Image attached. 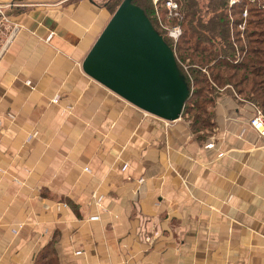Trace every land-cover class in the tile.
Wrapping results in <instances>:
<instances>
[{
    "label": "crops",
    "instance_id": "0c3cea01",
    "mask_svg": "<svg viewBox=\"0 0 264 264\" xmlns=\"http://www.w3.org/2000/svg\"><path fill=\"white\" fill-rule=\"evenodd\" d=\"M0 4V264H264L257 107L165 122L83 71L100 0Z\"/></svg>",
    "mask_w": 264,
    "mask_h": 264
},
{
    "label": "trees",
    "instance_id": "16d2710c",
    "mask_svg": "<svg viewBox=\"0 0 264 264\" xmlns=\"http://www.w3.org/2000/svg\"><path fill=\"white\" fill-rule=\"evenodd\" d=\"M121 1L100 0V4L113 14ZM164 1L159 0L156 5L153 0L133 3L144 10L174 51L190 88L181 115H186L191 129L212 131V107L219 90L253 104L264 114V0H238L233 6L228 5V0H176L181 4L178 11L182 15V32L176 43L161 27L167 26L163 23L164 8H159L160 4L165 5ZM244 9L250 16L246 18V28L240 31L236 25L242 21ZM229 24L234 25L232 37ZM181 62L191 66V77Z\"/></svg>",
    "mask_w": 264,
    "mask_h": 264
},
{
    "label": "water",
    "instance_id": "95a60500",
    "mask_svg": "<svg viewBox=\"0 0 264 264\" xmlns=\"http://www.w3.org/2000/svg\"><path fill=\"white\" fill-rule=\"evenodd\" d=\"M92 79L142 111L174 122L190 88L174 51L133 0H122L82 61Z\"/></svg>",
    "mask_w": 264,
    "mask_h": 264
},
{
    "label": "built area",
    "instance_id": "2783aa9c",
    "mask_svg": "<svg viewBox=\"0 0 264 264\" xmlns=\"http://www.w3.org/2000/svg\"><path fill=\"white\" fill-rule=\"evenodd\" d=\"M154 2L158 0H153ZM238 0H228L229 5H234L237 3ZM165 8L167 10V14L172 17H176L179 15L178 11V3L175 0H165ZM242 15H247V10L244 9L242 12ZM246 20V19H245ZM243 20L240 22L241 29L244 28L246 21ZM9 18L7 14L5 13L4 6L0 4V22L2 24L8 23ZM161 27L165 30L167 36L172 40L173 43L177 42V39L179 38L181 34V28L178 25H171V26H164L161 25ZM17 28V25H12L9 35L11 36L15 29ZM12 117V115H9ZM165 121V120H164ZM168 122V121H165ZM250 125L264 138V114L257 110L254 116L250 120Z\"/></svg>",
    "mask_w": 264,
    "mask_h": 264
},
{
    "label": "rangeland",
    "instance_id": "374dc122",
    "mask_svg": "<svg viewBox=\"0 0 264 264\" xmlns=\"http://www.w3.org/2000/svg\"><path fill=\"white\" fill-rule=\"evenodd\" d=\"M178 3V10L180 9V7H181V4L179 3V2H177ZM228 5H229V2H228ZM230 6V5H229ZM231 6H233V5H231ZM159 8H164V12H162V16L164 15L165 16V14H163V13H166V17L165 18H163V20H165V22H163V23H167L166 25L167 26H171V25H178V26H180V28H181V31H182V26L180 25V21H181V19H182V15H178V16H176V17H172V16H169L168 14H167V10H166V8H165V5L163 4V5H159ZM166 11V12H165ZM112 15V14H111ZM248 16H250V15H242L241 14V16H240V18L242 19V21L243 20H245ZM231 17V16H230ZM232 18V17H231ZM246 21V20H245ZM232 26H234V25H230L229 24V27H228V31H229V36L231 35V37L234 35V32L232 31L233 30V27ZM246 28V23H245V26H244V28L243 29H241V27H240V23L239 24H237L236 25V29H238V30H240V31H243L244 29ZM234 49H235V52L237 53V54H239L238 52H237V48L236 47H234ZM178 64V63H177ZM181 66H182V68H183V70H185V71H187V73L190 75V65L189 64H184V63H182L181 62ZM188 67H189V69H188ZM190 77H191V75H190ZM192 79V78H191ZM194 85V84H193ZM194 87H195V85H194ZM190 94V93H189ZM144 112V111H143ZM180 118H182L183 120H187L186 119V115L184 116V117H182V115H181V117ZM188 118V117H187Z\"/></svg>",
    "mask_w": 264,
    "mask_h": 264
},
{
    "label": "flooded vegetation",
    "instance_id": "af4514ba",
    "mask_svg": "<svg viewBox=\"0 0 264 264\" xmlns=\"http://www.w3.org/2000/svg\"><path fill=\"white\" fill-rule=\"evenodd\" d=\"M158 1H159V0H158ZM158 1H156V2L153 1V4L156 5V3H157ZM175 1H176V0H175ZM176 2H177V1H176ZM164 3H165V1H164Z\"/></svg>",
    "mask_w": 264,
    "mask_h": 264
}]
</instances>
